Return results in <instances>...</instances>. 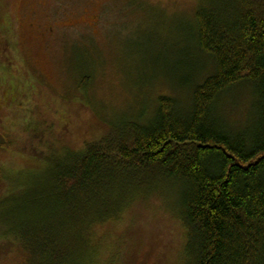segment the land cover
Here are the masks:
<instances>
[{
    "label": "rangeland",
    "instance_id": "1",
    "mask_svg": "<svg viewBox=\"0 0 264 264\" xmlns=\"http://www.w3.org/2000/svg\"><path fill=\"white\" fill-rule=\"evenodd\" d=\"M198 8L199 0H0V199L46 175L50 158L83 153L121 122L149 123L161 96L187 105L214 71L197 42ZM31 22L51 35L37 38ZM252 91L238 86L220 99L233 127L256 118ZM161 194L95 226L97 251L90 246L85 264H182L186 233L170 193ZM41 263L0 225V264Z\"/></svg>",
    "mask_w": 264,
    "mask_h": 264
},
{
    "label": "trees",
    "instance_id": "2",
    "mask_svg": "<svg viewBox=\"0 0 264 264\" xmlns=\"http://www.w3.org/2000/svg\"><path fill=\"white\" fill-rule=\"evenodd\" d=\"M196 34L214 71L187 105L161 96L149 123L121 122L83 153L50 158L46 175L0 199V225L34 262L85 264L95 226L170 193L182 264H264V0H199ZM244 85L256 118L241 129L219 105Z\"/></svg>",
    "mask_w": 264,
    "mask_h": 264
},
{
    "label": "flooded vegetation",
    "instance_id": "3",
    "mask_svg": "<svg viewBox=\"0 0 264 264\" xmlns=\"http://www.w3.org/2000/svg\"><path fill=\"white\" fill-rule=\"evenodd\" d=\"M30 27L32 29H35L36 30L35 32L38 33L37 38H43V37H46L47 38L49 36L50 32H51V29H52V27L46 28L44 26H41L37 22H31L30 23ZM34 61H35V59H34Z\"/></svg>",
    "mask_w": 264,
    "mask_h": 264
}]
</instances>
